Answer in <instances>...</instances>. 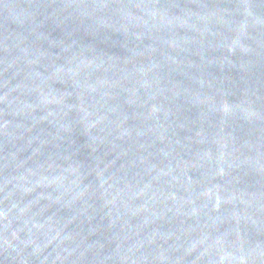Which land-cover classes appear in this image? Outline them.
I'll return each instance as SVG.
<instances>
[{
  "label": "water",
  "instance_id": "water-1",
  "mask_svg": "<svg viewBox=\"0 0 264 264\" xmlns=\"http://www.w3.org/2000/svg\"><path fill=\"white\" fill-rule=\"evenodd\" d=\"M0 264H264V0H0Z\"/></svg>",
  "mask_w": 264,
  "mask_h": 264
}]
</instances>
